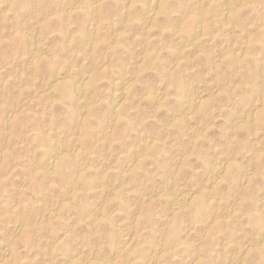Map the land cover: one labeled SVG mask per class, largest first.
Wrapping results in <instances>:
<instances>
[{
  "label": "clouds",
  "instance_id": "clouds-1",
  "mask_svg": "<svg viewBox=\"0 0 264 264\" xmlns=\"http://www.w3.org/2000/svg\"><path fill=\"white\" fill-rule=\"evenodd\" d=\"M0 264H264V0H0Z\"/></svg>",
  "mask_w": 264,
  "mask_h": 264
}]
</instances>
